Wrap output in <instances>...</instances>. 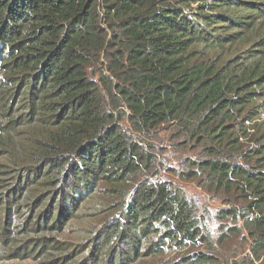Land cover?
Returning <instances> with one entry per match:
<instances>
[{
  "label": "trees",
  "instance_id": "16d2710c",
  "mask_svg": "<svg viewBox=\"0 0 264 264\" xmlns=\"http://www.w3.org/2000/svg\"><path fill=\"white\" fill-rule=\"evenodd\" d=\"M165 125L203 153L185 177L141 143ZM165 170L239 194L264 249V0H0L4 256L215 264Z\"/></svg>",
  "mask_w": 264,
  "mask_h": 264
},
{
  "label": "rangeland",
  "instance_id": "374dc122",
  "mask_svg": "<svg viewBox=\"0 0 264 264\" xmlns=\"http://www.w3.org/2000/svg\"><path fill=\"white\" fill-rule=\"evenodd\" d=\"M141 143L152 148L158 160L168 169H174L184 177L192 168L189 161H198L203 155L196 149L195 144H188L183 138L177 139L173 127L167 125L159 129L150 139H142ZM161 175L165 180L176 182L183 192L196 203L197 219L209 233L212 243L210 246L198 244L193 247L195 252L211 255L215 264H264V249L257 254L253 252V240L244 228V223L225 217L227 215L225 210L241 205L242 199L239 194L233 197L222 193L215 194L213 189L205 185L206 182L201 173L199 178L188 179H181L167 170ZM166 261L168 258L163 262ZM0 264L39 263L33 260L9 259L0 249Z\"/></svg>",
  "mask_w": 264,
  "mask_h": 264
}]
</instances>
